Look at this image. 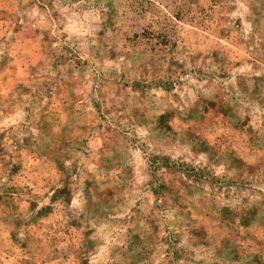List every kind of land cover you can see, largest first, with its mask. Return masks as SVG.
<instances>
[{
  "label": "rangeland",
  "instance_id": "rangeland-1",
  "mask_svg": "<svg viewBox=\"0 0 264 264\" xmlns=\"http://www.w3.org/2000/svg\"><path fill=\"white\" fill-rule=\"evenodd\" d=\"M0 264H264V0H0Z\"/></svg>",
  "mask_w": 264,
  "mask_h": 264
}]
</instances>
